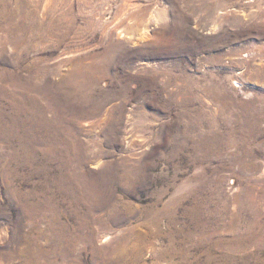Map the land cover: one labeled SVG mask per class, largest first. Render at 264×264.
<instances>
[{"label":"rangeland","instance_id":"obj_1","mask_svg":"<svg viewBox=\"0 0 264 264\" xmlns=\"http://www.w3.org/2000/svg\"><path fill=\"white\" fill-rule=\"evenodd\" d=\"M0 264H264V0H0Z\"/></svg>","mask_w":264,"mask_h":264},{"label":"bare ground","instance_id":"obj_2","mask_svg":"<svg viewBox=\"0 0 264 264\" xmlns=\"http://www.w3.org/2000/svg\"><path fill=\"white\" fill-rule=\"evenodd\" d=\"M153 18H154V17H153ZM153 21H154V19H153ZM146 34H147L146 32H145L144 34H142V37H145V36H146Z\"/></svg>","mask_w":264,"mask_h":264}]
</instances>
